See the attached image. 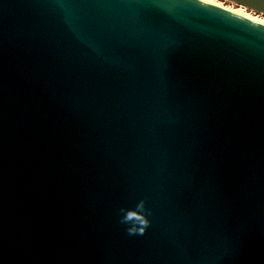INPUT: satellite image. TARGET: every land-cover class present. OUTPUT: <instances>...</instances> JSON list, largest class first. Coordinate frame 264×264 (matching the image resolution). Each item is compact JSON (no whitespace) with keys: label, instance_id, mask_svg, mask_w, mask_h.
Instances as JSON below:
<instances>
[{"label":"water","instance_id":"obj_1","mask_svg":"<svg viewBox=\"0 0 264 264\" xmlns=\"http://www.w3.org/2000/svg\"><path fill=\"white\" fill-rule=\"evenodd\" d=\"M0 264H264V23L0 0Z\"/></svg>","mask_w":264,"mask_h":264},{"label":"rangeland","instance_id":"obj_2","mask_svg":"<svg viewBox=\"0 0 264 264\" xmlns=\"http://www.w3.org/2000/svg\"><path fill=\"white\" fill-rule=\"evenodd\" d=\"M210 1H213L217 4H220L224 7H227L229 9H232V10H236V11H242L243 13L247 14V15H250L252 17H255L257 19H260L262 21H264V14L262 13H259V12H255V11H252V10H249L243 6H240V5H237L231 1H228V0H210Z\"/></svg>","mask_w":264,"mask_h":264},{"label":"bare ground","instance_id":"obj_3","mask_svg":"<svg viewBox=\"0 0 264 264\" xmlns=\"http://www.w3.org/2000/svg\"><path fill=\"white\" fill-rule=\"evenodd\" d=\"M204 1H207V2H211V3L217 4V3L213 2V1H210V0H204ZM217 5L222 6V5H220V4H217ZM222 7H224V6H222ZM225 8H227V7H225ZM227 9H229V8H227ZM229 10H232V9H229ZM232 11L237 12V13H239V14H242V15H244V16L250 17V18H252V19H254V20H257V21H259V22L264 23V21H262V20H260V19H257V18H255V17H252V16H250V15H247V14L243 13V12L240 11V10H239V11L232 10Z\"/></svg>","mask_w":264,"mask_h":264},{"label":"clouds","instance_id":"obj_4","mask_svg":"<svg viewBox=\"0 0 264 264\" xmlns=\"http://www.w3.org/2000/svg\"><path fill=\"white\" fill-rule=\"evenodd\" d=\"M144 223L147 224V221L145 220ZM141 231H143V229H141Z\"/></svg>","mask_w":264,"mask_h":264}]
</instances>
